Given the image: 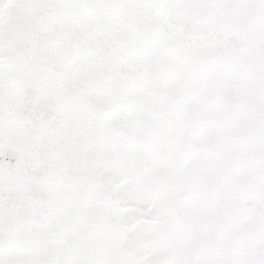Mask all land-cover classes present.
Listing matches in <instances>:
<instances>
[{
    "label": "snow or ice",
    "instance_id": "1",
    "mask_svg": "<svg viewBox=\"0 0 264 264\" xmlns=\"http://www.w3.org/2000/svg\"><path fill=\"white\" fill-rule=\"evenodd\" d=\"M0 264H264V0H0Z\"/></svg>",
    "mask_w": 264,
    "mask_h": 264
}]
</instances>
